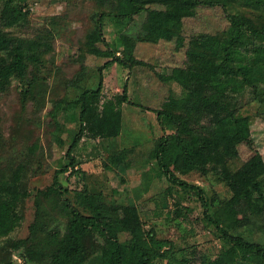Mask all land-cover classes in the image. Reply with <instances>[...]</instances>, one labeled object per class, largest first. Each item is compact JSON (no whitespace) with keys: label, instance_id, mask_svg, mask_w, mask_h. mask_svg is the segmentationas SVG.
<instances>
[{"label":"trees","instance_id":"obj_1","mask_svg":"<svg viewBox=\"0 0 264 264\" xmlns=\"http://www.w3.org/2000/svg\"><path fill=\"white\" fill-rule=\"evenodd\" d=\"M25 1L4 0L0 12V96L10 91L15 79L32 88L53 73L45 66L54 63L56 22L51 21L53 27L49 23L39 29L33 26L31 36L10 30L32 27L29 7L21 4ZM92 1L97 9L78 48L80 68L68 86L79 89L88 78V56L105 59L97 68L99 82L73 101L56 102L54 115L62 109H79V132L67 149V164L35 196L36 214L28 237L12 242L10 249L22 250L26 264H160L164 260L167 264H264V156L251 123L254 116L264 119V12L229 11L233 3L262 6L264 0ZM200 8H220L227 26L216 32L189 31ZM107 21L118 34L113 43L105 37ZM158 45L173 46L185 55L183 65L155 72L169 90L160 107L151 106L157 95L152 87L142 101L132 100L128 83L121 95L103 101L104 70L114 64L128 69L139 79L140 89L143 81L135 67L154 70L145 59L150 54L141 55L145 46ZM39 51L44 57L50 55L48 63ZM173 82L182 89L181 96L169 86ZM148 112L155 115V123L147 126L159 127L161 132L153 139L148 160L155 162L169 184L165 195L178 187L201 202L204 228H213L224 243L214 256L193 250L178 257L172 242L160 238L154 228H145L137 202L120 203L88 185L70 197L71 190L59 180L70 169L71 174L79 172L74 151L86 135L100 142L115 141L122 136L126 115ZM55 138L57 144L63 143ZM107 145L103 165L109 172L130 164L136 146L113 150ZM241 146L247 151L242 153ZM237 162L240 166L232 168ZM193 172L215 173L231 192V198L214 213L204 190L183 180ZM25 175L26 165L20 164L11 178L0 179V240L23 220L20 207L29 197L21 189ZM151 189L148 200L159 194L149 196ZM0 264L15 263L3 255Z\"/></svg>","mask_w":264,"mask_h":264},{"label":"rangeland","instance_id":"obj_2","mask_svg":"<svg viewBox=\"0 0 264 264\" xmlns=\"http://www.w3.org/2000/svg\"><path fill=\"white\" fill-rule=\"evenodd\" d=\"M25 3L30 10L32 27H15L10 29L11 31L31 36L33 26L39 29L43 24L49 23L53 27L51 21L56 22L57 26L55 25V51L52 57L54 63H48L50 55L44 57L39 51L48 63L45 67L52 68V75L44 77L45 81L35 84L32 88H29L25 81L15 79L10 91L0 96V179L11 178L14 170L20 164H25L26 175L21 189L29 194L20 207V213L23 215L20 226L9 237L0 240V256H11L15 264L26 262L21 255L22 250L13 251L10 244L28 237L36 214L35 196L39 190L50 186L55 172L67 164V149L79 132V109H62L54 115L55 104L59 101H73L83 90L96 88L99 82L97 68L105 62V59L88 56V78L79 89L68 86V81L80 68L76 61L78 48L83 45L92 26L90 15L97 9L95 2L26 0L21 4ZM3 6L4 0H0V12ZM229 11L233 14L264 12V5L233 3L229 6ZM192 23L194 25L189 31L196 32H216L227 26L220 8L198 9L197 19ZM105 37L111 43L118 38L114 25L109 21L105 24ZM147 48H150V52ZM144 54L152 55L145 59L154 66V70L135 67L134 72L139 73L138 76L143 81V89L138 88L139 79L131 75L128 69L114 64L104 70L103 101L121 95L124 84L128 83L129 97L138 102L142 101L145 91H150L149 88L152 87L157 95L153 99L155 103L152 102L151 106L160 107L169 90L162 85L155 72H165L168 67L183 65L184 51H177L169 45H158L145 46L142 58ZM169 86L176 96H181L182 89L176 83H169ZM251 109L253 114L255 108ZM151 122L155 123L154 114L133 113L131 117H124V129L120 139L100 142L99 139H91L86 135L74 151L78 162L76 170L79 172L71 174L70 169L61 174L59 180L65 188L71 190L70 197L73 196V191L88 185L93 192H103L120 203L137 202L142 211L145 228H154L160 238L172 242L178 257L182 254L188 255L193 250H199L209 257L214 256L223 248L224 243L213 228H204L201 202L195 195L186 194L178 187H174L169 195H165L164 191L169 184L157 170L155 162L148 160L153 139L161 135L159 127L147 126ZM251 123L256 145L264 156V119L254 116ZM55 135L61 138V145L57 144ZM107 144H110L113 150L136 146L134 153L129 157L130 164L122 165L116 173L109 172L103 165L107 160ZM245 151L247 147L241 146V152ZM239 166L238 162L232 164V168ZM183 180L204 190L212 213L232 196L228 187L215 173L202 176L193 172L184 176ZM150 188L152 189L149 196L159 194L148 200L146 196ZM159 263L167 264V261Z\"/></svg>","mask_w":264,"mask_h":264}]
</instances>
